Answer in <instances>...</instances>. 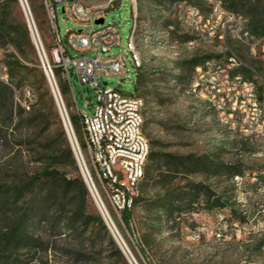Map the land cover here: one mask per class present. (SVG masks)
<instances>
[{"label":"rangeland","instance_id":"1","mask_svg":"<svg viewBox=\"0 0 264 264\" xmlns=\"http://www.w3.org/2000/svg\"><path fill=\"white\" fill-rule=\"evenodd\" d=\"M88 4H104L106 0H81ZM174 2L182 5H196L204 13L210 7L204 0H122L116 1L109 9L106 22L115 23L120 32L119 46L112 48V53L128 49V38L133 25V12L137 11L136 19V51L141 59V66L136 67L131 52H128V72L109 78L102 77V82L118 88L128 94H137L138 73L142 84L138 94L145 102L144 133L150 147L158 153H171L177 157L176 162L167 165L162 157L148 160L152 168V178H143L138 202L131 210V219L127 222L124 212H116L102 189L101 182L95 171L94 164L83 148L81 141H86L77 110L84 108L88 101V111L92 112L97 99L96 92L87 84H82L70 68L68 80L63 71L56 74L57 55L56 40L52 30L49 12L43 0H27L39 38L43 47L46 65H50L56 84L62 94L77 140L82 150L86 167L94 181L96 190L116 225L124 248L121 249L115 236L108 227L90 189L86 202L85 215L100 216L107 227L95 220L89 225L78 224L72 230L65 224L52 225L45 223L38 214V206L30 210L22 201L10 205L6 211L0 212V229H6L10 217L16 211H27L35 219L34 225H28V234L35 241L26 247L15 248L0 243V264H260L264 260V237L233 236L218 239L215 235L217 226L216 214L226 205L232 211L233 219L242 215L234 204L235 183L231 180L233 170L225 165L231 160L222 149L223 130L218 118L212 110L189 92L190 84L195 75V64L192 59L199 57L206 60H218L227 53L236 52L246 64L261 74L264 71V59L253 54L251 47H258L262 34L252 26V14L264 9V0H222L224 7L233 13L248 19L245 28L253 31L254 37L247 38L244 34L227 28L223 38H204L201 34L184 27L182 20L183 7L172 9ZM259 7V8H258ZM58 10V26L63 38L67 29L80 30L81 27L66 18ZM258 9V11H257ZM20 12L24 19L25 13L20 3ZM258 14V13H257ZM27 21V19H26ZM28 23V22H27ZM98 26V25H97ZM264 27V23L262 24ZM86 30V28L84 29ZM177 42V47L173 45ZM36 46V45H35ZM72 56H79L69 49ZM16 50L11 44L0 46V80L9 83L14 90V101L26 109L32 106L38 97L39 84L34 80L22 81L19 77L12 78L8 64L12 58L9 54ZM30 66L34 61L44 71L40 53H30ZM45 73V71H44ZM250 76V72H246ZM46 76L48 88L54 94ZM63 87V90L61 88ZM55 108L62 117L54 98ZM73 116V121H72ZM58 119L51 117L50 130L43 132L35 124L23 125L18 129L17 119L12 121L8 114L0 117V130L7 135V142L0 141V185L14 181H27L28 178L42 171L51 164L49 153L44 150L47 136L59 140ZM74 122V123H73ZM65 129V127H64ZM66 132V130H65ZM66 137L70 143L69 137ZM234 141H230L233 144ZM71 145V144H70ZM75 156V154H74ZM76 158V156H75ZM77 161V159H76ZM202 163V164H201ZM79 171L82 170L77 161ZM71 177L78 171L74 166L63 168ZM84 178V177H83ZM47 186L39 191V197L47 192ZM32 188L26 190L32 194ZM163 200L167 207L160 208L154 203ZM71 206L65 210L53 206L49 215L69 216ZM156 215L164 220L158 221ZM39 219V220H38ZM40 220H43V222ZM159 222V223H158ZM207 225L208 229H203ZM199 234L198 236H194ZM110 237L122 251L118 254ZM137 262V263H136Z\"/></svg>","mask_w":264,"mask_h":264},{"label":"built area","instance_id":"2","mask_svg":"<svg viewBox=\"0 0 264 264\" xmlns=\"http://www.w3.org/2000/svg\"><path fill=\"white\" fill-rule=\"evenodd\" d=\"M116 1L122 0H106L104 4L98 5L81 0H43L55 35L57 65L63 69L68 80L72 68L80 82L96 92L97 102L93 111H88L86 101L84 108L77 110V113L103 192L116 212L120 213L131 209L140 194L150 142L144 133L143 98L101 81L103 76L109 78L128 72V52L132 54L134 65L137 68L141 66L135 43V10L128 49L111 52L113 47L119 46L120 32L115 23L106 22V17ZM204 1L210 7L209 13H204L196 5H182L180 2H174L172 9L183 7L180 19L184 27L204 38L221 39L229 27L248 39L254 37L245 28L248 23L246 17L228 11L222 0ZM60 4L66 18L81 27L80 30L67 29L65 38L58 26ZM27 10L38 33L28 3ZM101 18L104 22L97 23ZM173 46L177 47V42ZM69 49L80 55L72 56ZM251 49L253 54H259L264 59V34L259 46H252ZM194 68L195 75L189 92L198 97L206 109L212 110L218 118L223 130L221 147L232 156L231 160L225 161V165L233 170V207L236 206L242 215L239 219H233L232 211L226 204L216 214L215 235L224 240L233 236L239 239L264 237V71L259 74L233 51L218 60L200 62ZM246 72H250V76ZM69 123L75 134L71 120ZM230 141H234L233 144ZM78 150L82 156L79 145ZM95 196L106 207L97 190ZM108 225L119 234L110 214ZM206 226L203 227L205 231L208 229ZM198 235L195 233L194 236ZM260 264H264V260Z\"/></svg>","mask_w":264,"mask_h":264},{"label":"trees","instance_id":"3","mask_svg":"<svg viewBox=\"0 0 264 264\" xmlns=\"http://www.w3.org/2000/svg\"><path fill=\"white\" fill-rule=\"evenodd\" d=\"M257 13L252 14L251 23L253 29L255 31L261 30L263 36L264 27H262V24L264 23V9L262 12L258 11ZM251 33L254 34L253 31ZM7 44H11L16 50L15 53L9 54V57L12 58V61L8 64L10 76L12 78L19 77L22 81L34 80L35 83L39 84L41 91L38 94L36 102L29 109H26L22 104L15 103L13 97L14 90L11 85L0 80V117L8 114L12 121L17 119L18 129L23 125L35 124L43 132L50 130L51 117H55L59 120L60 138L59 140H55L50 135L47 136L44 150L46 149L49 153L51 162L49 166L40 172L32 174L27 181L19 180L14 181L12 185L8 183L0 185V212L6 211V208L10 205H15L22 201L24 205L28 206L26 210H30L37 205V212L40 214V218L42 219V217L47 216V219H43L44 222L51 221L53 226L62 223L67 228L74 230L79 223L82 226H87L91 221L95 220L107 231L108 229L100 216L85 215L89 189L79 171L72 146L66 137L64 126L55 108L54 98L48 88L45 73L39 67L37 61H34L33 66L28 64L29 62H33L30 59V53H36V46L32 40L29 25L20 12L19 0H0V46H6ZM203 61L205 59L199 57L192 59V63L195 65ZM61 71L63 69L58 66L56 68V74H59ZM136 84L138 94L140 85L142 84V77L139 73ZM61 88L63 90L62 86ZM0 141L7 142V135L1 130ZM81 145L83 148H86V141H81ZM157 156L162 157L167 165L177 160V157L171 153H158L150 147L148 160ZM66 166H74L78 174L75 177H71L63 170ZM150 166L148 163L145 165V178H152L153 176ZM45 185L47 186V192L44 196L39 197V191V193L37 191L33 192L34 189H41ZM29 188H32L31 192L33 193L31 195H28L26 191ZM137 202L138 197L135 199L134 206ZM154 204L160 208L167 207L162 199L156 201ZM223 204H227V202L223 200ZM56 205L62 207L63 210L67 206H71V214L63 218L61 216L53 217V215H49L52 207ZM132 208L124 211V217L127 222L131 219ZM18 211L12 215L13 217H10L6 229H0V243L10 245L14 242L16 249L26 247L30 243H35L27 231L29 224L34 225V217L32 215L29 216L27 211ZM156 217L159 222L164 220L159 215H156ZM43 220H40V223ZM110 240L118 254L122 256V251L117 247L115 241L111 237Z\"/></svg>","mask_w":264,"mask_h":264},{"label":"water","instance_id":"4","mask_svg":"<svg viewBox=\"0 0 264 264\" xmlns=\"http://www.w3.org/2000/svg\"><path fill=\"white\" fill-rule=\"evenodd\" d=\"M19 1H20L21 5L23 7V10H24V13H25V17H26L27 22L29 24V29H30V33H31L32 40H33L34 44L36 45V47H37V49H38V51L40 53V57H41V60H42V66H43L44 71H45V73L47 75V78H48V80L50 82L51 89L53 91L54 98H55L56 103L58 105V108H59V111H60V114H61V117H62V121H63L64 127H65V130H66V133H67V135L69 137L70 144L72 146L73 152H74V154L76 156V159H77V161L79 163V166H80V168L82 170L84 180L86 182L87 187L90 189V191H91V193H92V195H93V197H94V199H95V201H96V203H97V205H98V207H99V209H100V211H101V213H102V215H103V217H104V219H105V221H106V223L108 225L107 216L105 215L104 211L102 210L101 206L99 205V202L96 199V196H95V193L93 191V188H92V186H91V184H90V182L88 180L87 173L89 174V172H88V170L86 168V165L84 163V160H83V158H82L79 150L77 149V146L75 144L74 138L72 136V132H71L72 129L70 127V123H69L68 118L65 115V112L63 111L62 106L60 104V100H59V97H58V94H57V91H56L57 85H56V82H55V79H54V75L51 72V70L49 69V66L46 65V63L44 61L43 52H42L43 51L42 43H41V40L39 38V35H38L37 31H36V28L31 23L30 14H29V12L27 10V1L26 0H19ZM103 22H104V19L103 18L97 20V23H103ZM53 81H54V83L56 85V88L54 86ZM57 90H58V88H57ZM108 227H109V225H108ZM110 230L113 233V235L115 236V238H116L117 242L119 243V245L121 246V249L129 257V255L127 254V252H126V250L124 248V245H123L124 241H123V239L121 241L119 239L118 235L114 232V230L112 228H110Z\"/></svg>","mask_w":264,"mask_h":264},{"label":"bare ground","instance_id":"5","mask_svg":"<svg viewBox=\"0 0 264 264\" xmlns=\"http://www.w3.org/2000/svg\"><path fill=\"white\" fill-rule=\"evenodd\" d=\"M53 83H54V81H53ZM56 85H57V88H58V90H57V88H56ZM55 85V83H54V86H55V88H56V91H57V94H58V97H59V100H60V104H61V106H62V109H63V111L65 112V115L67 116L68 115V120L70 121V117H69V114H68V111H67V109H66V106H65V103H63L61 100L63 99L62 98V94H61V91H60V89H59V86H58V84H56ZM71 125V124H70ZM71 132H72V136H73V138H74V141H75V144H76V146H77V149H78V145H79V143H78V141H77V139L75 138V134L73 133V130H71ZM78 144V145H77ZM80 146V145H79ZM81 153H82V150H81ZM83 154V153H82ZM87 177H88V180H89V182H90V184H91V186H92V188H93V191L95 192V194H96V187H95V184H94V181H92L93 179L91 178V176H90V174H88L87 173ZM99 201V200H98ZM100 203V202H99ZM100 206H101V208H102V210L104 211V213H105V215L107 216V218L109 219V212H108V210H107V208L106 207H103V205L100 203ZM116 231V230H115ZM116 233H117V231H116ZM118 234V233H117ZM118 237H119V239L122 241V238L119 236V234H118ZM124 244V243H123Z\"/></svg>","mask_w":264,"mask_h":264}]
</instances>
